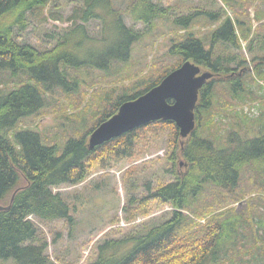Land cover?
<instances>
[{
	"label": "trees",
	"instance_id": "trees-1",
	"mask_svg": "<svg viewBox=\"0 0 264 264\" xmlns=\"http://www.w3.org/2000/svg\"><path fill=\"white\" fill-rule=\"evenodd\" d=\"M56 1L0 0V204L11 202L0 212V261L52 264L41 225L73 222L71 202L53 188L77 185L96 168L133 159L163 134L168 152L164 164L159 159L162 176L143 180L142 196H130L124 210H137L128 222L146 216L154 203L170 206L169 216L104 239L89 264H264V0L253 17L248 8L254 0L230 4L234 18L197 10L170 15V7L153 0H129L125 9L112 0H83L65 18V28L45 34L54 41L51 47L19 42L30 17L61 19L50 8ZM200 13L217 22L203 36L191 28ZM125 16L143 29L127 25ZM93 19L100 22L95 33L86 26ZM252 19L258 22L254 28ZM159 21L183 32L173 30L165 55L149 66L145 51L133 58V48L148 32L156 30L151 47L164 35L156 28ZM242 39L252 55L248 81L236 71L249 69L246 57L231 52L242 51ZM185 60L214 77L199 90L196 127L183 147L175 123L159 120L88 148L93 129ZM244 100H261L258 117L230 108ZM50 112L65 123L52 138L20 126ZM224 112L236 122L222 135L217 117ZM128 173L139 175L135 168ZM130 189L136 190L135 181ZM250 191L255 195L242 211L227 207Z\"/></svg>",
	"mask_w": 264,
	"mask_h": 264
},
{
	"label": "rangeland",
	"instance_id": "rangeland-1",
	"mask_svg": "<svg viewBox=\"0 0 264 264\" xmlns=\"http://www.w3.org/2000/svg\"><path fill=\"white\" fill-rule=\"evenodd\" d=\"M114 5L120 8L126 7L129 0H112ZM158 2L161 6L170 7L169 14L177 15L178 13H187L193 11L207 12L211 13L218 12L222 17L231 16L234 18V13L230 8L232 6L243 2V0H153ZM83 0H57L56 3L50 7L52 10L60 13V20H52L49 18L47 22H41L40 18L36 16L30 17V23L27 28L19 33V42H27L35 45L39 48H49L54 44L52 39H48L45 34H52L60 32L65 28L68 23L65 20L69 16L75 6H82ZM49 8V7H48ZM263 6L257 1H253L252 6H249L248 11L251 16L255 15L256 10L262 11ZM47 10V9H46ZM192 30L197 35H205L208 30L213 28L217 22H212V16L208 13H200ZM206 17V18H204ZM41 22H39V21ZM124 20L127 25L135 26V28L142 30L143 25L137 23L134 25L129 16H125ZM264 21V19L262 20ZM99 20H90L86 26L92 33L99 30ZM257 21L252 19L253 28L257 25ZM156 28H163L165 31L162 37H158L156 43L151 47V40L154 39L156 30L153 32H148L144 35L141 40L134 46L133 58L136 56L144 54L145 60L148 62L149 66L153 64L156 57H163L167 50L168 39L174 34L173 30L176 32H183V30H178L174 28L169 30L168 27L163 26L162 22H158ZM263 30V29H262ZM261 30V31H262ZM242 45V51L237 49H232V53L246 57V66L249 69L245 70V66L241 69L238 68L236 71L238 76L245 77L248 81L247 73L253 74L251 69V63L249 62L252 55L246 49V41L240 40ZM257 44V41H255ZM147 45L144 50L141 49L142 46ZM100 45L97 46V48ZM149 46V47H148ZM256 46V45H255ZM259 54H263L260 53ZM166 60V58H165ZM135 69V64L133 66ZM1 78V74H0ZM11 87V86H10ZM254 90L257 87H253ZM264 93V90H260ZM48 98H50L48 96ZM53 100V98H50ZM264 99V98H263ZM262 100V99H261ZM261 100H244L240 102H234L230 108L247 114L249 118H255L260 115L261 110ZM39 118H34L33 122L20 124L21 127H27L36 129L45 135H49L51 138L60 130L62 121L58 119L54 112L44 113ZM218 116V127L220 128V134L225 135L226 128H228L229 123L231 125L235 124L236 118L230 113V115L224 112ZM223 117V118H222ZM220 118V119H219ZM215 129V128H214ZM166 136L163 134L156 139L152 145L145 149L142 153L135 156L133 159L121 160L111 167L108 168H96L82 183L74 186L61 185L54 187V192H60L62 195L67 197L71 202L73 217L72 223H67L64 220H58L50 223L48 226L41 225V228L45 232L44 236L47 239V254L50 258L52 264H89L93 261L97 254V245L101 243L106 238H118L127 235L130 231L140 229L144 226L155 224L161 222L164 218H167L170 214L171 207L161 206L157 203L152 204L148 208V214L137 215L134 219L128 222L126 219L131 218V214L137 212L136 209H131V211L124 210L127 206V200L130 196H137V198L142 196L144 192L142 182L145 179L155 178L162 176V171L165 166H160L159 159L166 157L168 152L166 144ZM183 138L180 137L179 142H181V147H183ZM179 174L185 173V167L182 164V158L179 157ZM164 164V159L162 161ZM132 168L136 169V173H139L138 177L133 175L129 176L128 171ZM174 179V176H166V180ZM136 182V190L130 189L132 182ZM246 194L245 198L229 204L227 207H234L237 211H242L247 203L249 197L254 196L255 193ZM139 211V210H138ZM33 219V217H31ZM204 222V220H201ZM0 264H14L12 260L0 261Z\"/></svg>",
	"mask_w": 264,
	"mask_h": 264
},
{
	"label": "water",
	"instance_id": "water-1",
	"mask_svg": "<svg viewBox=\"0 0 264 264\" xmlns=\"http://www.w3.org/2000/svg\"><path fill=\"white\" fill-rule=\"evenodd\" d=\"M212 77L214 73L185 60L159 84L137 98L123 102L115 114L93 129L88 136V148L92 150L129 130L159 120L173 121L180 137L186 139L196 127L199 90ZM10 205L11 202L0 204V212L8 210Z\"/></svg>",
	"mask_w": 264,
	"mask_h": 264
}]
</instances>
